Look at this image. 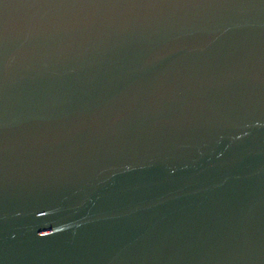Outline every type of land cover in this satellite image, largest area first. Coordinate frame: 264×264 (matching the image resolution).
<instances>
[{"label":"water","instance_id":"95a60500","mask_svg":"<svg viewBox=\"0 0 264 264\" xmlns=\"http://www.w3.org/2000/svg\"><path fill=\"white\" fill-rule=\"evenodd\" d=\"M0 264H264V0H0Z\"/></svg>","mask_w":264,"mask_h":264}]
</instances>
